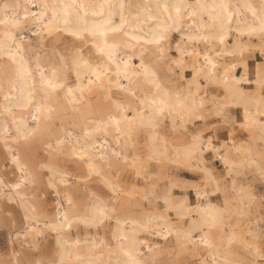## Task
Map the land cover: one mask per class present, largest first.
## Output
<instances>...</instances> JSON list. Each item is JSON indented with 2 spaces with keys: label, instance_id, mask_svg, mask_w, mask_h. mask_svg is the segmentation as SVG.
I'll return each mask as SVG.
<instances>
[{
  "label": "bare ground",
  "instance_id": "bare-ground-1",
  "mask_svg": "<svg viewBox=\"0 0 264 264\" xmlns=\"http://www.w3.org/2000/svg\"><path fill=\"white\" fill-rule=\"evenodd\" d=\"M53 2H72V0H0V17H2L4 11L3 5L5 3L9 5L13 3L20 4L21 7L16 9L22 21L21 27L17 29L19 32L18 42L21 43L22 54L27 65L33 70L39 66L48 75L51 74L53 67H56L61 72V82L67 83L69 88L76 89L80 84L74 64L76 56L80 54L86 60L91 57L94 62L97 56L95 50L90 47L93 41L91 39L82 41L74 37L71 35L72 28L63 29V25H60L62 30L49 33L42 27L39 19H33L34 15L41 12L42 4H51ZM75 2L89 5H99L102 3L115 5L112 9L105 10L106 12L111 11L112 20L115 25L120 24V13L123 11L126 20L125 29L127 36L118 34L114 37V40H110V42L120 45V48L117 50L116 61L121 65L119 70L121 75H116L117 69L115 65H112L111 84L108 83V77H102L103 87L93 84L91 86L92 91L90 93L85 91L83 97L77 92L74 94L73 99V97L67 95V90L65 89L64 92L60 93L59 97L55 98L56 102L50 104V107H53L55 111L50 114L47 111L41 113L38 116L39 123L37 124V122L32 121L31 114H36L34 108L30 114L29 110L18 106V98L21 96L22 90L25 89V84L16 79L11 62L7 60L6 56L0 54V213H3L5 211L3 208L7 207L6 218H0V223L4 222L6 224L5 222H7L13 226L8 240V248H10L11 252H9L10 258L5 261L0 255V261L7 262V264H25V262L33 261L29 260L28 255L30 253L28 252L42 247L40 240L44 238L45 231H51L57 237L56 232L46 226V222L47 225H54L63 213L69 211L68 197H71L73 200V208L78 207L80 201L76 199L74 187H72L76 186V184L70 186V172L64 165L67 159L74 161L80 173L84 172L86 174L84 178L90 175H97L96 172L99 171L105 183L106 181L108 182L106 185L111 191L110 184H114L116 189L119 190L118 195L113 191L111 192L114 194L112 195L113 199L117 198V202L113 201V203L118 207L120 228L122 229V233L119 234L131 236L135 232L137 247L144 253V258L152 255L160 260L169 261L167 244L173 241L176 247V237L172 235L166 239L164 234L157 235L159 227L155 222L147 230H143L141 225L147 223L149 213L157 214L163 210L166 190L176 196L180 194L176 193V188L173 187V185L177 186V183L170 180L169 184L158 185L156 183L158 179H153L154 182L152 181V186H150L152 198L149 201V205H152L153 210L148 212H145L144 209L137 210L135 203L137 200L134 198L135 192L129 189V184L124 181V176L127 171L132 172L135 176L138 172L139 175L144 176L145 170L149 167L150 162H152L147 157L154 154V150L149 149L144 139L141 138L139 143L145 145L144 155L141 157L144 162L143 170H141L139 165L136 168H133L131 164L125 166L123 162L125 157L131 161L132 156L140 157V152L133 150L129 154V147H125L123 149L124 154L117 161V158L112 156V153L120 152L121 145L116 143L115 136L111 133L105 136L103 133L95 132L94 130L98 125H102L107 120L105 107L108 103V96L112 95L113 99L118 97V93L123 94V97L126 96V93L120 91L117 87V81L125 87L129 86V81L123 76L125 70L128 72V76L133 79L131 87L135 88L134 73L136 69H139L142 55L145 63L152 68L160 78L161 83L176 90H183L185 94H187V90L191 84V91L198 93L196 97L197 103H200L201 98L205 103V99L202 96L205 90H199L200 86L204 85L203 82L205 85L216 87L219 94L216 100L223 101L225 96H227V112L229 109L238 110L242 117H240L241 120L237 123L241 125L245 124L246 111L249 114L256 113L258 107L264 103V90H262L264 88V60L260 63L258 62L256 69H254L255 63L248 64L245 57V53L253 45L251 42L254 39L258 40L256 47L260 53L264 54V47H262L259 34L248 35L246 25H252L253 27L256 25L252 24L251 14L245 9L239 8L240 15L230 25L226 21L221 24L218 21L208 19L207 12L204 13L203 19H201L199 15L195 18L189 16L188 12L192 11L191 9L183 11L182 19L177 24V27L173 28L169 33L168 40L164 44L165 51L163 55L153 46L137 43L130 38L132 36L139 37L155 27L151 20L147 18L149 12L153 16L159 15L161 19L168 15V13L163 12L162 8H158V5L168 4L171 6L180 3L195 5L201 3L212 6L227 2L237 6L247 3L259 10L261 0H75ZM121 4L125 5L123 10L119 7ZM93 11L98 12L99 9L89 8V16H91ZM209 11H211V7ZM171 14L175 17L174 9L171 10ZM25 17H27L26 22ZM104 18L106 19L107 15ZM47 22V20L43 21L44 24H47ZM213 24L215 27H211ZM25 30L32 33L34 37L25 34ZM175 32L179 33L180 38L175 44V54H172L168 51V48L171 37ZM66 35L71 36L79 45L75 48L61 49L59 45L55 44ZM220 36H223L222 41ZM0 39H2V30H0ZM249 54L248 52L246 55ZM61 56L65 57L63 64H61L59 59ZM205 57L208 59L206 60ZM125 62H128L127 69L124 67ZM6 65H8L7 68L5 67ZM80 75L81 79H83V84L87 85V78L84 77L83 73ZM33 76L37 82V89H39V72L34 71ZM9 80L14 81V83L9 84ZM36 98L37 100L40 99L39 92ZM128 99H131V97H128ZM6 109H11L12 111L9 113L5 111ZM201 114L203 115V113ZM20 120L28 123L30 128H39L36 135L27 142H18L14 135L17 126L15 122H19ZM166 122H168V127H164V132L167 133V130L174 131L171 120L167 119ZM184 128H186V125H184ZM5 129L8 131L6 132ZM243 129L247 132L249 140L251 139V147L254 151L257 150L256 143L260 141L258 132H250L245 127ZM164 132L159 131V135L163 139H166ZM87 133H92V135L86 137ZM96 137L99 138L97 139ZM232 139L234 138H229V141ZM86 140L90 142L86 143ZM234 140L237 146L247 144L246 140ZM60 141H64V143L60 144ZM78 141L79 143H77ZM81 144H85L88 148V155L92 156L91 161L80 158ZM93 144L97 146L95 150L92 149ZM217 146L219 147V145ZM172 147L182 148L183 145H172ZM101 156H104L106 159L101 160ZM160 156L159 153H155L156 158L153 160L159 161ZM171 156L172 161L186 163L189 167L199 169L209 167L206 163L207 159L205 155L203 160L199 162V167L197 161L188 160L183 154H177L173 151ZM109 161L113 168H116V177L112 178L111 174H113V171L109 168ZM89 163L93 164L96 171L89 170ZM117 163L119 167H117ZM20 165L26 168V173L22 174ZM50 168L60 173L52 182H50V177L53 176V172L49 171ZM61 176L64 178V183L59 182ZM75 176L76 178H81L80 176L83 175H78L77 172ZM26 177V182L21 183L18 190L15 185L24 181ZM159 181L161 182V180ZM51 191L57 194L56 201L53 202V208H49L45 202L47 194L51 193ZM215 192H217L215 189H211L207 197H205L202 191L200 198H206L211 203L216 204L218 202L213 196ZM183 193L186 196V193ZM195 195L197 196L196 191ZM157 204L160 205V208H158ZM10 213L12 216L9 215ZM245 213L247 214L246 211ZM169 215L175 216V212L170 211ZM113 220L112 227L108 231L106 230L109 232L108 234H103L98 240L96 238H92V240H96L97 243H99V240L111 241L112 247L115 248L116 241L113 240V234L116 233L117 224L116 219L113 218ZM125 220L129 221L127 225L124 224ZM20 222L22 225H19ZM105 226H107L106 221L100 225V228L104 231ZM94 228L96 229L97 227ZM75 229L74 227L72 231ZM246 231L253 230L248 228ZM57 239L55 253L53 254L58 259ZM44 246L47 247L46 245ZM43 247L40 248L41 251H43ZM149 248L153 249L151 254L148 252ZM2 252L5 253L3 250ZM189 257L192 258L191 255ZM173 259L175 258L171 260ZM35 260L34 262H38Z\"/></svg>",
  "mask_w": 264,
  "mask_h": 264
},
{
  "label": "snow or ice",
  "instance_id": "snow-or-ice-1",
  "mask_svg": "<svg viewBox=\"0 0 264 264\" xmlns=\"http://www.w3.org/2000/svg\"><path fill=\"white\" fill-rule=\"evenodd\" d=\"M21 5L13 3L3 5V14L0 17V30H2V39H0V54L7 57L14 68L16 79L25 84V89L22 90L21 96L18 98V106L22 109L31 110L34 108L36 114L32 115V121L39 123L38 116L47 111L49 114L55 109L50 107V104L55 103L61 92L67 90V95L73 97L79 93L83 97L85 91L91 92L93 84L103 87L102 77H108V83L111 84V66L115 65L117 76H120L121 65L116 61L117 50L120 45L115 42L114 37L118 34L127 36L125 29L126 20L123 11L120 13V24L115 25L112 20L111 11L115 5L110 3L96 4H78L75 0L72 2H53L51 4L44 3L41 5V12L33 16V19H39L42 27L49 33L52 31L72 28L71 35L87 41L91 39L93 43L91 48L95 50L97 56L96 61L84 59L78 54L74 60L77 71V79L80 84L76 89L69 88L67 83L61 82L62 75L59 69L53 67L51 74L48 75L45 70H41L39 66L35 70L31 69L24 59L22 54L23 49L21 43L18 42L19 29L22 21L16 9ZM120 9L123 10L125 5L121 4ZM163 12L168 15L161 19L159 15L153 16L149 12L147 18L151 20L154 28L148 33L141 36H132L130 39L137 43L153 46L163 55L164 44L168 40L169 33L182 19V12L191 9L188 15L195 18L197 15L203 19L204 13H208V19L218 21L223 24L225 21L230 25L231 22L240 15L239 8L245 9L251 14L252 24L246 25L248 35L259 34L262 47H264V0H261L259 10L251 4L233 5L231 3L222 2L212 6L197 3L191 4H176V5H158ZM211 7V11L209 8ZM99 9L93 11L89 16L88 9ZM174 9L175 17L172 16L171 10ZM105 15L107 18L105 19ZM27 17H25V22ZM47 20V24L43 21ZM171 21V23H169ZM211 27H215L213 24ZM221 41L223 36H220ZM15 49V50H13ZM61 64L65 57L61 56ZM207 60L208 58L205 57ZM179 63V61H177ZM6 68L8 65L5 66ZM125 69L128 67V62L124 63ZM34 71L39 72V89L37 82L33 76ZM81 73L87 78V85L83 84ZM135 88H132V77L128 76L125 70L123 76L129 81V86L125 87L117 81V87L120 91L126 93L124 97L112 98L108 96V103L105 107L107 112V120L102 125H98L94 130L101 132L105 136L111 133L116 138V143L121 145L120 152H113L112 156L119 158L124 154L123 149L129 147L131 151H139L141 156H132L131 161L124 158V165L131 164L133 168L138 165L143 170V160L145 145L139 143L143 138L147 147L154 150V154L148 155V160L155 159V153L161 156L171 154L175 151L177 154H183L188 160L199 162L203 160L205 154L215 156L223 162L227 169V175L223 172L217 173L215 169L210 167L200 168L203 179L199 184L194 185L197 193V199L194 203L190 202L185 194L181 192L178 196L173 195L170 191H165L163 210L157 214L149 213L148 220L145 225H141L143 230H147L149 226L155 222L159 227L157 235L164 234L166 239L174 235L176 237V247L167 253L175 259L164 261L150 255L144 258V253L137 247L135 232L131 236L122 233L120 228V219L118 216V207L113 203L111 197L103 199L104 195L90 194L86 199H81L78 207L73 208V200L68 197L67 202L69 211L62 214L58 222L54 225L46 226L52 228L57 234L58 255L59 258H52L39 262L29 261L25 264H264V223L260 225V231H243L241 224L242 217L245 216L247 209L249 218L251 208L253 206L254 197L251 196L249 189L243 186V182L239 179L243 173L241 169H254L257 174L264 178V103L258 107L256 113L249 114L246 111V123L241 125L249 129L250 132H258L261 141V146L257 150L251 147V139L247 144L237 146L234 139L231 141L225 137V142L220 143L213 133L219 127H235V121L231 119L227 112L228 100L227 96L223 101L213 99L208 104L209 115H214L217 118H222L223 123H213L207 120L201 113L204 110L205 103L201 98L200 103H197L196 97L198 93L191 91V84L187 90V94L183 90H176L164 83L160 82V78L144 61L141 56L139 69L135 70ZM31 81V82H29ZM195 81V78H194ZM14 81L9 80V84ZM264 90V88H262ZM110 91V89H109ZM40 93V99L37 100V93ZM131 97V99H128ZM7 99V97H6ZM134 105V106H133ZM6 112H11V109H6ZM49 115V119H50ZM165 119H170L173 129L184 128V125L189 121L203 122L199 129L193 128L191 138H188V130L184 128V138H175L169 142L159 135L161 122ZM17 124L14 135L16 140L27 142L33 138L39 131V128H30L24 120L15 122ZM212 125L208 127V125ZM7 132L8 130L5 129ZM92 133H87L86 137H90ZM97 139L99 137H96ZM90 141L86 140V143ZM63 144L64 141H60ZM79 143V141L77 142ZM172 145H183V147L173 148ZM219 145V147L217 146ZM97 146L92 145L95 150ZM80 158L91 161L92 156L88 155V148L85 144L80 145ZM105 160L104 156L100 157ZM22 174L26 173V168L20 165ZM117 167L119 164L117 163ZM109 168L113 174L116 173V168H113L109 161ZM89 170L96 171L92 163H89ZM53 172L50 177V182L54 181L59 172L50 168ZM100 175V172H96ZM139 175V172L137 173ZM147 175V172H144ZM17 183L15 187L19 190L21 183ZM64 183V178L61 176L59 181ZM231 183L229 189L228 185ZM106 183H108L106 181ZM224 185V201L216 204L211 203L206 198H200V193L203 191L207 197L209 189H215L217 192L220 186ZM113 192L117 195L119 190L114 184H110ZM176 187V185H173ZM190 194V193H189ZM234 197V198H233ZM218 200L219 198L216 197ZM264 212V199L260 201ZM111 205V207H110ZM170 211L175 212V216L169 215ZM115 218L117 224L116 233L113 234V240L116 241L115 248L112 247L111 241L96 240L90 238H81L72 229L75 227L78 230L81 226L84 228L99 227L105 221ZM129 221L125 220L127 225ZM251 228V225H248ZM155 231V229H153ZM151 254L152 248L148 249ZM191 255V259L187 257ZM115 257V260H114ZM0 264L7 262L0 261Z\"/></svg>",
  "mask_w": 264,
  "mask_h": 264
},
{
  "label": "rangeland",
  "instance_id": "rangeland-1",
  "mask_svg": "<svg viewBox=\"0 0 264 264\" xmlns=\"http://www.w3.org/2000/svg\"><path fill=\"white\" fill-rule=\"evenodd\" d=\"M25 34L30 35L31 37H34V35H32V33H30L27 30H25ZM62 38H61V41L55 43L56 45H59L61 49L75 48L76 46L79 45V43L77 41H75L69 35L63 36ZM179 38H180V36H179L178 32H175L173 34V36L171 37V41L169 44L168 51L171 52L172 54H175V44L177 41H179ZM251 43H253V45L251 46V48H249L246 51L245 57L247 58L248 64L255 63L254 69H256L257 63L258 62L260 63L264 60V54L260 53L258 51V48L256 47L258 40L254 39ZM55 44H53V45H55ZM253 51L255 52V54ZM248 52L250 54L246 55V54H248ZM175 72L178 74L177 71H175ZM190 75H187V76H190ZM203 84L204 85H201L200 89H199L201 91H203V89L205 90L204 94L202 93V96L205 99V109L203 110L202 113L206 117L207 120H210L213 123L222 124L223 123L222 118H217L214 115L208 114L209 113L208 104L213 99H217L216 97L219 96L218 89L214 86L211 87V85L210 86L205 85L204 82H203ZM251 86H253V84H251ZM210 88H211L212 92H211ZM118 96L123 97V94L118 93ZM228 114L230 115L231 119L235 121V127H230V126L223 127V126H221L218 128V130L216 132L213 133V135L220 140L221 144H223L225 142V137H227L228 140H229V138L232 137V138L239 140V141H245L246 140L248 142L249 138H248L247 132L243 129V127H241V124L237 123V122H239V120H241L240 117H242L240 112L236 109L235 110L229 109ZM166 121H167V119H165L161 122L160 131L162 133L164 132V130H163L164 127H168V122H166ZM201 123H203V122L189 121V123L186 124V128H188L187 130H188V138L189 139L191 138V135L194 134L192 131L193 128L199 129V126ZM194 124L195 125L197 124V125L195 126ZM211 126H212L211 124L208 125V127H211ZM183 129L184 128H177L174 131L167 130V133L164 132L166 134L165 135L166 139L169 142H171V140H173L175 138L183 139L184 138V130ZM260 146H261V141H257L256 148L259 149ZM205 156L207 159L206 163L209 167H211L212 169H215V171H217V173L223 172L224 175H227V169L224 167V164L219 159H217L214 155L210 157L207 154H205ZM171 158H172L171 154H164L163 156H160L159 161L151 160L152 162H150L149 167L145 170L147 172V175H144V176H142V175H136L135 176L132 172H128V171L125 173L124 181H126V183L129 184V189L132 190L133 192H135L134 198L137 200V202H135L137 210H140V209L143 210L144 209L145 212L153 210L152 205H149L150 204L149 203L150 198H152L151 193H150V189H151L150 186H152L151 185L152 181L154 182V180H157V179L161 180V182L160 181L158 182V180L156 181V183L158 185L169 184L170 180H173L174 182L177 183V186L175 187L176 193L185 192L186 197L188 198V200L190 202L196 201L197 196L195 195L194 185L199 184L200 181L203 179V176L200 172V169L189 167L188 164H186V163L183 164V162H174V161H172ZM64 165L66 166L67 170L70 172V182H71L70 186L76 184V186H72V187H74L73 189L75 191V197L78 201H80L81 199H86V197H88L91 194V192H93V193H96L97 195H101V193H103L104 195L102 197L104 199H108L109 197H111L113 201L117 202V198L113 199L112 195H114V194L111 193L112 191L107 187L103 177H101L100 175H90V176H86L87 178L86 177L84 178V176L86 174L84 172L80 173L78 166H76L74 161L69 160V159H67V161L64 162ZM156 165H157V167H156ZM72 171L74 174L72 173ZM77 172H78V175L80 174L83 176H80L81 178H76L75 173L77 174ZM241 172L243 173V175L239 179L243 182V186L245 188L249 189L251 196L254 197L253 206L251 208V213H250V218H249L247 209H245L247 214H245V216L242 217L243 223L241 224V228L244 227L243 231L247 232L246 229L249 228L248 225L250 224L251 229L253 230L252 232L258 233L260 231L261 223H264V212L261 211L262 205L260 203V201L262 199H264V178H261L254 169H247V170L241 169ZM111 175H112V178L117 176L116 174H111ZM165 176L168 178H166ZM150 178H151V180H150ZM160 178H163V179H160ZM83 186H84V188H83ZM228 187L230 189V187H231L230 182H229ZM209 190H211V189H209ZM224 191H225V187L222 184L220 186L219 192L213 193V196L217 202L222 203L224 201V198H225L224 197ZM216 197H218L219 199L217 200ZM56 198H57V194H55V192L51 191V193H48L47 198L45 199L46 205L49 208H53V204H54L53 202L56 201ZM157 205H158V208H160V205L159 204H157ZM3 209H5V211L3 213H0V216H1L0 218L6 216L5 213H7L6 212L7 207H5ZM9 215L12 216L11 213ZM5 223L6 224H4V222L0 223V247H1L0 251L1 252H2V250L5 251V253L2 252V254L0 252V255L5 261H7L10 258V253H11L10 248H8L9 247L8 240L10 238V231H12L13 226L7 222H5ZM106 223H107V226H105L104 231L102 230V228H100V226L97 227L96 229L94 227H91L89 229V228H84L83 226H81L79 230L76 228L73 232L77 233L82 238H90V239L96 238V240H98L101 238V236L103 234L109 233L107 231L110 227H112L114 220L113 219L108 220V221H106ZM19 225H22V223L20 222ZM56 239H57V237L54 233H52L51 231H45L44 238H42L40 240V245L42 247L44 245H46L47 247L44 246L43 251L40 250V248H42V247H40V248L38 247L36 249H32L31 251H29L28 252V253H30L28 255L29 260L34 261L36 259L35 261L39 262V261L50 260V259L54 258L53 253H55V249H56ZM167 246H168L167 247L168 252H171V250L173 248H175L173 241L169 242L167 244ZM47 251H48V253H47ZM169 257H170L169 261H171L172 258H175L172 255H169ZM187 259H191V257L188 256Z\"/></svg>",
  "mask_w": 264,
  "mask_h": 264
}]
</instances>
